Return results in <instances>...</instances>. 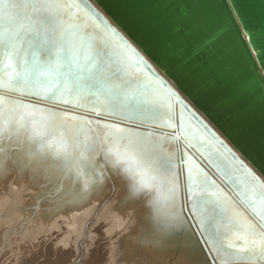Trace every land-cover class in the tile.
Listing matches in <instances>:
<instances>
[{
    "label": "snow or ice",
    "instance_id": "1",
    "mask_svg": "<svg viewBox=\"0 0 264 264\" xmlns=\"http://www.w3.org/2000/svg\"><path fill=\"white\" fill-rule=\"evenodd\" d=\"M148 2L176 22L167 52L217 8L216 0ZM230 3L244 19L251 0ZM228 20L234 26L230 14ZM152 58L159 68L81 0H0V171L11 161L37 188L46 187L41 180L54 163L77 179L91 172L94 185L115 177L143 200L153 236L179 253L180 264H264V181L215 133L209 139L201 128L185 127L182 114L172 123L168 101L181 97L161 74L169 70ZM179 70L194 74L206 92H219L225 106L264 121V76H236L223 50ZM161 126L170 131H153ZM173 143L174 150L165 147ZM189 149L210 150L230 192L189 167Z\"/></svg>",
    "mask_w": 264,
    "mask_h": 264
},
{
    "label": "water",
    "instance_id": "2",
    "mask_svg": "<svg viewBox=\"0 0 264 264\" xmlns=\"http://www.w3.org/2000/svg\"><path fill=\"white\" fill-rule=\"evenodd\" d=\"M81 3L95 8L129 39L150 65L159 68L153 56L169 70L170 75L163 72L161 74L169 84L176 87L181 97L180 100L168 101L172 106L173 124L179 125L182 114L185 127H199L209 135V139L210 133H215L226 148H230L237 158L243 160L264 181V121L258 114L249 115L243 109L225 106L219 92H206L194 74L179 70L180 65L188 60H191V67H198L208 62L216 52L223 50L236 76H264V40L261 39L264 0H251V6L244 9V19H240V13L235 11L230 0H216L217 8L204 17V27L196 28L194 34H186L188 38L179 42V48L175 52L166 51L174 47L175 20H164L149 5L148 0H81ZM229 14L235 22L234 26L228 20ZM28 99L36 101L35 97ZM57 107L59 110L65 109L64 105ZM204 125H207V130ZM153 131L164 134L170 129L161 126ZM176 146L175 143L165 145L170 151ZM180 147H183L182 143ZM216 147L221 152L225 151L219 144ZM209 151L201 149L205 153L201 155L195 149H189L188 153L225 191L230 192V185L210 162ZM211 160L220 163L214 154ZM65 174H69L66 169ZM73 175L75 176L74 172ZM183 181L182 175V184Z\"/></svg>",
    "mask_w": 264,
    "mask_h": 264
},
{
    "label": "bare ground",
    "instance_id": "3",
    "mask_svg": "<svg viewBox=\"0 0 264 264\" xmlns=\"http://www.w3.org/2000/svg\"><path fill=\"white\" fill-rule=\"evenodd\" d=\"M5 148H7V145H5ZM188 159L190 161L189 167L196 165L203 169V171L212 178L209 172L189 153ZM68 175L65 174V169L54 163L48 169L45 178L41 180V183L46 185V187L37 188L31 185L28 170H18L12 165L11 161H6V168L3 171H0V207L6 208L5 213L2 215L0 214V243L3 242V244L6 243L7 246H10L13 242L8 245V241H15L17 247L13 246L15 248L9 249L8 252H5L4 249L0 248V264H31L34 262L38 264H48L52 262L50 261V258H52L53 261H61V258H67V260L76 258L78 256V251L81 250H79V245L77 246V241L80 235L75 231L76 236L74 239L72 236L74 234L72 229L77 230L78 226L81 227L79 224L84 221V218L82 217L84 212L86 213L87 211V213L90 214L95 211L99 205V201L102 200L101 198H105L111 189L112 197L108 201V205L105 203V206L101 208L102 210L108 208V214L104 211L99 213V217L106 214V227H108L109 233H113L110 238H107L108 241H111V248L109 250L110 258L108 257L107 264H118L116 261L119 262L120 257L119 260H112V257L117 258V253L121 254L125 249H128L129 253L136 254L133 259H136L135 261L138 263L180 264L179 253L173 251L166 245L158 243L156 237L153 236L144 202L139 195L135 193L130 183L123 184L119 179L113 177L112 179H109L106 184L99 186L92 183L91 172L87 173L86 178L82 177L80 179H77L73 173H71V176ZM59 179H63L60 181L61 189L56 191L54 185H58ZM53 188L55 190L54 194L50 195L49 193V196L45 197L46 192ZM31 200H33V203L30 204V207L33 205L34 213L32 211L31 213L30 210L28 211V207H24L28 204L26 202ZM34 202H36L35 205ZM58 217H61V220L70 222L69 227H73H66L70 229L69 233L73 234H66L65 232L62 237L66 238L67 236H72L74 239V245H71L72 239L69 240L68 238L60 241L65 245H62V248L54 247L52 251L47 250V248L36 250V246L31 243V239L33 240L34 235L37 236L41 231L45 232L46 230L51 231L52 229H58L59 232L60 226L58 227L57 225ZM42 218L44 220H46V218L50 219L43 222ZM104 219L102 218V220ZM18 220L19 222H17ZM78 220H80L79 223H77ZM81 229L82 228L79 230ZM84 230L80 232L85 233ZM109 233L108 235H110ZM135 236H139L142 239L140 240L142 242H139L140 244L142 243L139 252L137 251V246H135L134 243L131 244V241ZM95 237L96 236L92 235L90 246L86 245L85 250L88 249L90 252V248L93 245H97L96 248L99 247L100 244L93 241ZM59 240L61 239H57V242ZM17 242L20 244L19 247ZM68 246H70V248H65ZM32 248L35 249V251H32ZM116 248L118 249L117 252ZM7 253L10 254L6 255ZM124 254H126V252ZM42 256L44 260L38 262L39 258ZM171 257L175 258L174 263H172ZM67 263L69 264L70 260L67 261ZM130 264H134V261Z\"/></svg>",
    "mask_w": 264,
    "mask_h": 264
},
{
    "label": "rangeland",
    "instance_id": "4",
    "mask_svg": "<svg viewBox=\"0 0 264 264\" xmlns=\"http://www.w3.org/2000/svg\"><path fill=\"white\" fill-rule=\"evenodd\" d=\"M68 172V171H67ZM86 177H87V175H86ZM62 178V177H61ZM63 179H59V182H58V185L56 184V185H54V188H55V190L56 191H58V190H60L61 189V182L60 181H62ZM218 184V183H217ZM54 188L52 189V190H48V192H46V194H45V197H48L49 196V193H50V195H52V194H54V192H55V190H54ZM59 188V189H58ZM111 197H112V189L109 191V193L107 194V196L105 197V198H101L102 200H100L99 201V205H98V207H97V209H95V211H93V212H91L90 214H88L87 213V211H86V213L84 212V215H82V217L84 218V221H82V222H80V220H78V222L77 223H79L80 222V224L79 225H81V227H79L78 226V228L80 229V228H82L81 230H79L78 228H77V230L75 229H72L73 231L72 232H74V234L73 233H69L70 231V229L69 228H73V227H69V224H70V222H68V221H66V220H61L60 218L61 217H58L59 219H58V221H57V225H58V227H59V232H58V229H52L51 231H41V233H39L40 234V236H39V234H37V236H35L34 235V239L32 240L31 239V243L33 244V245H35L36 246V250L38 249V250H43V249H46L47 248V250H51L52 251V249L54 248V247H60V248H62L63 246L62 245H64L63 244V242H60V241H62V239L63 240H66V239H68L69 238V240L70 239H72V242H71V245H74L73 243H74V239H75V231L77 232V234H79L80 235V237L78 238V241H77V246L79 247V250L80 251H78V256L76 257V258H72V259H68L67 260V258H65V259H63V258H61V261L59 260V261H53V259L52 258H50L51 260L50 261H52V262H50V263H48V264H53V263H55V264H68L67 263V261H69L70 260V263L69 264H107V259H108V257L110 258V252H109V250H110V248H111V241H108V239L107 238H110V236H112L113 235V233L111 234V233H109V230H108V227H106L107 225V218H106V214H104V216H100L99 217V213L101 212V211H104V212H106L107 214H108V208L107 209H104V210H102L101 208L103 207V206H105V203L107 204L108 203V201L111 199ZM33 200H31V201H29V202H26V203H28V204H26V206H24V207H28V211L30 210V212L32 211L33 213H34V208H33V205H32V207H30L31 205L30 204H32L33 202H32ZM11 203V202H10ZM35 203L36 202H34V205H35ZM108 205V204H107ZM5 211H6V208L4 207V208H1L0 207V214L2 215V214H4L5 213ZM31 212V213H32ZM17 214V213H16ZM28 214V213H27ZM87 214H88V216H87ZM90 216V217H89ZM97 217H98V220H97ZM102 218L104 219H106V223H105V219L104 220H102ZM43 219V218H42ZM48 219H50V218H46V220H48ZM57 219V218H56ZM55 219V220H56ZM46 220H44L43 219V222H45ZM102 220V221H101ZM104 221V222H103ZM17 222H19V220L17 221ZM63 222V223H62ZM85 222V223H84ZM93 222V223H92ZM66 225H65V224ZM83 223V224H82ZM68 225V226H67ZM45 226V225H44ZM66 227H69V228H66ZM83 227H84V229H83ZM62 230V231H61ZM84 230V232L85 233H83V232H80V231H83ZM103 230H105V231H103ZM114 231V230H113ZM113 231H111V232H113ZM47 232V233H46ZM62 232V233H61ZM65 232H66V234H73L72 236L74 237V239L72 238V236H67L66 238H64V237H62V235H64L65 234ZM68 232V233H67ZM79 232V233H78ZM52 233V234H51ZM60 233V234H59ZM97 233H98V235H97ZM105 233V234H104ZM108 233L110 234V235H108ZM44 234H45V236H44ZM83 234V235H82ZM107 234V235H106ZM51 235V236H50ZM59 235H60V237H59ZM90 235V236H89ZM92 235H94V236H96L95 238H94V242H97V243H99L100 245H99V247L98 248H96L97 247V245H93L91 248H90V252H89V250L87 249V250H85L86 249V245H89L90 246V243H91V237H92ZM84 236V237H83ZM90 238H89V237ZM44 237V238H43ZM53 237H55V238H53ZM62 237V238H61ZM61 239V240H59L58 242H57V239ZM81 238V239H80ZM136 239V240H135ZM105 240H107V241H105ZM110 240H113V239H110ZM140 240H142L141 239V237H139V236H135V238H133V242L131 241V244L132 243H134L135 244V246H137L136 248L138 249L137 251L139 252V249L141 248V244L139 243V242H142V241H140ZM30 241V240H29ZM100 241H102V242H100ZM135 241V242H134ZM11 242H13V243H11ZM79 242V243H78ZM81 242V243H80ZM87 242V243H86ZM109 242H110V244H109ZM10 243H11V245H10ZM18 243V242H17ZM20 243H21V241H20ZM41 243V244H40ZM138 243V244H137ZM2 244V245H1ZM39 244V245H38ZM8 245H10V246H7V244L6 243H4L3 244V242L2 243H0V248H2V249H4L5 250V252H8L9 251V249H14L15 247H17L16 246V242L15 241H8ZM18 245V247L20 246V244L18 243L17 244ZM13 246H15V247H13ZM42 246V247H41ZM45 246V247H44ZM47 246V247H46ZM65 246V245H64ZM84 246V247H83ZM89 246H88V248H89ZM5 247V248H4ZM9 247V248H8ZM73 247V246H72ZM139 247V248H138ZM7 248V249H6ZM43 248V249H42ZM65 248H70V246H68V247H65ZM97 249V250H96ZM4 250H2V251H4ZM94 250V251H93ZM32 251H35V249H33L32 248ZM118 251V249L116 248V252ZM112 252H113V250H112ZM126 252V254H124ZM109 253V254H108ZM115 253V252H114ZM10 253H7L6 255H9ZM80 254V255H79ZM90 254V255H89ZM118 255H117V258H113L112 257V260H119V257H120V260H121V262H120V260H119V262H117L116 261V263H118V264H130L131 262H133L134 261V264L136 263H138V262H136L133 258H135V253H129V251H128V249H125V251L124 252H121V254L120 253H117ZM120 254V255H119ZM131 254V255H130ZM93 255V256H92ZM109 255V256H108ZM114 255V254H113ZM116 255V254H115ZM126 255V256H125ZM97 256V257H96ZM10 259V258H9ZM44 260V258H43V256L42 257H40L39 258V261L38 262H41V261H43ZM111 260V261H112ZM171 260H172V263H174V261H175V258L174 257H171ZM58 262V263H57ZM66 262V263H65ZM31 264H38V263H36V262H34V263H31ZM138 264H143L142 262H139Z\"/></svg>",
    "mask_w": 264,
    "mask_h": 264
}]
</instances>
